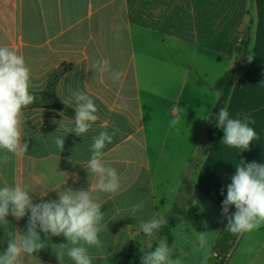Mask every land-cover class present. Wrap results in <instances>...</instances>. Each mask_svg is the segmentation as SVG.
Returning a JSON list of instances; mask_svg holds the SVG:
<instances>
[{"label": "crops", "instance_id": "0c3cea01", "mask_svg": "<svg viewBox=\"0 0 264 264\" xmlns=\"http://www.w3.org/2000/svg\"><path fill=\"white\" fill-rule=\"evenodd\" d=\"M248 25L253 27L251 59L240 64L235 48ZM5 45L25 58L31 70L30 91L36 100L23 110L28 152L19 157L8 153L5 163L6 153L0 151V187L26 186L34 204L56 200L59 191L66 189H89L102 205L106 225L99 234L103 246L89 248L92 264H124L134 241L145 246L158 245L161 240L173 244L169 237L175 227L167 237H160V231L147 237L139 227L141 220L167 217L184 195L183 181L178 194L167 199L157 194V185L167 183V173L161 171L164 174L159 173L156 183L151 153L156 150V163H177L183 150L179 147L183 139L180 133L198 121H193L194 107L200 102L188 99L184 103L181 92L172 94L166 88L154 93L151 84H178L181 89L188 77L182 68L185 50L194 52L193 58L199 52L204 56L217 54L226 62L220 78L238 66L239 75L226 108L231 118H251L257 137L243 151L224 144L219 127L214 140L207 139L209 149L198 154L203 157L202 167L192 193L204 196L209 209L219 216L214 240L219 251L229 255L241 236L233 264H264L259 263L264 261V226L233 235L226 230L228 218L222 214V201L236 171L234 164L240 160L264 163V0H0V46ZM103 59L109 61L111 70L124 72L122 82H113L108 73L94 68ZM156 74L160 77L157 81L152 79ZM55 76L58 78L50 91ZM76 89L88 93L99 109V119L83 137L59 128L63 119L59 113L67 120L74 119L71 91ZM208 90L217 91L215 84ZM213 96L205 103L208 114L201 119L203 124L214 125L209 111L217 107L220 93ZM175 106L184 109V119L174 141L169 122ZM114 128L119 131L104 148L103 160L117 170L120 189L104 193L95 187L97 177L88 170V161L92 137L103 130L111 133ZM57 136H64L63 151L54 144ZM192 155L186 156L189 164ZM141 201L144 207L133 217L131 206ZM234 212L235 206H230L228 215ZM29 215L17 220L10 214L8 225H0V254L13 233L26 232ZM40 236L45 246L31 257L23 255L21 264H74L66 254L61 261L57 256L62 251L60 245L67 243L63 235L41 232ZM247 248L254 252L248 254ZM172 255L175 259L179 251H172Z\"/></svg>", "mask_w": 264, "mask_h": 264}, {"label": "clouds", "instance_id": "9594fccd", "mask_svg": "<svg viewBox=\"0 0 264 264\" xmlns=\"http://www.w3.org/2000/svg\"><path fill=\"white\" fill-rule=\"evenodd\" d=\"M94 68L100 73H108L113 82H122L125 75L122 71L111 70L107 59L97 61ZM100 82L103 83V80ZM31 87V70L23 55L6 45L0 46V151L6 153L3 156L5 163L9 159L8 153L19 157L29 150L23 137L22 124L23 110L36 100L30 91ZM71 100L75 101L74 119L67 120L63 112L59 113L63 117L59 128L63 127L67 133L83 137L99 119V109L91 96L79 89L71 91ZM173 112L175 115L169 126L179 131L184 109L175 106ZM217 121L224 132L223 143L229 147L248 150L257 137L256 131L250 126V123H254L251 118H231L227 108L219 110ZM118 131L115 128L111 133L103 130L92 137L88 170L97 177L95 187L104 193H117L120 189L117 170L103 160L104 148L113 142ZM64 143V136L54 138V144L61 151ZM234 166L236 171L227 186V196L222 201V214L228 218L226 230L233 235H243L264 226V163H245L240 160ZM233 205L235 212L229 216V208ZM101 207L89 189H66L59 191L56 200L34 204L26 186L16 183L0 187V225H8L7 217L10 214L19 220L30 213L26 232L13 233L6 250L0 254V264H21L23 255L31 257L41 250L45 246L41 241V232L66 238L67 243L61 244L62 251L57 253L60 261L66 254L74 264H92L89 248L103 246L99 234L106 225L103 223ZM143 207V201L133 204L130 210L132 216L135 217ZM167 222L163 216H153L149 220L139 221V227L147 237H152ZM198 234L199 247L203 253L202 264H207L210 255L216 253L211 251L207 232ZM245 251L251 255L254 249L247 248ZM141 260L142 264H180L179 258L173 259L172 248L166 240H161L154 250L145 252Z\"/></svg>", "mask_w": 264, "mask_h": 264}, {"label": "rangeland", "instance_id": "374dc122", "mask_svg": "<svg viewBox=\"0 0 264 264\" xmlns=\"http://www.w3.org/2000/svg\"><path fill=\"white\" fill-rule=\"evenodd\" d=\"M196 54L198 57L193 58L195 55L194 52L183 51L182 68L184 72H188V77L184 78L186 82L183 83L181 89L178 84H163L157 82L151 84L152 92L154 93L163 92L164 90L162 88H166V91L172 94H179V92H181L184 95V103L188 99L194 102H200L199 105L194 107L196 114L195 117H193V121L195 119L198 121L191 123V126H185L180 133H183L182 143L179 146L183 149L181 158H179L175 164L164 162L156 163L155 150L153 151L155 154L151 153V167L158 180L156 183L159 182V173L164 174L161 171H166L167 173V183L163 186L157 185L156 187L159 196L164 194V199H167V197L170 198V196L178 194L183 181L182 192L184 195L181 196L179 204L181 207L178 206L182 209L185 207V211L188 210V207L190 208L192 206H196L200 209L201 222L199 221L200 223H198L197 226H192L186 220L182 219L175 226V229L172 230V234L169 238L173 240V244L171 246L169 244L168 246L172 248V251H179V255H176L175 259L179 258L180 264H202L203 253L199 247L198 233L207 232V238L211 244V251L218 255V257L210 255L207 264H233L237 261L236 255L239 251L241 236H238L236 241L232 244L229 255L219 251L214 245L215 236L219 228V216L214 210L209 209L210 204L204 196L196 192L192 193L196 175L202 167V154L211 146V143L207 140V131L213 128V123L207 122L203 124L201 122V119L208 114L205 103L211 102V99L214 97L213 95L219 94V92L215 90L212 93L209 92L208 86L210 84H215L219 80L226 62L218 57L217 54L212 55L208 53L205 56L200 52ZM157 75L158 74L154 75L152 79L157 81V79L160 78ZM216 111V107L209 111L210 117H212L214 121L217 119L218 111ZM171 135L174 141L177 140V138H175L178 136L176 129H173ZM203 135L206 136V138H203ZM153 145L154 143L152 141V146ZM199 153L202 154L198 155ZM188 154H193L192 163L190 164L186 159ZM205 224L207 225L206 227ZM261 262L264 263V261H260L259 263Z\"/></svg>", "mask_w": 264, "mask_h": 264}, {"label": "trees", "instance_id": "16d2710c", "mask_svg": "<svg viewBox=\"0 0 264 264\" xmlns=\"http://www.w3.org/2000/svg\"><path fill=\"white\" fill-rule=\"evenodd\" d=\"M253 40V27L248 25L242 33V38L239 44L235 48L236 59L238 63H243L248 60L251 51V45ZM239 75V67H233L227 70L221 78L215 83V89L220 93V105L218 107V112L221 108H226V105L229 101L230 95L232 93L235 81ZM57 76L52 79L48 90L51 91V88L54 86ZM57 107L64 111L68 109L62 104H57ZM218 116V113H217ZM219 129L218 121L214 122L213 128L207 131V139L209 141L214 140L216 132ZM168 221L161 230L160 237H167L171 229L175 227L182 219L186 220L189 224L195 226L201 220L200 209L196 206H192L189 210L185 211L179 206L173 207L169 215L165 217ZM157 244L151 246H145L139 242H132L130 244L128 254L124 264H140L141 256L148 251L155 249Z\"/></svg>", "mask_w": 264, "mask_h": 264}, {"label": "water", "instance_id": "95a60500", "mask_svg": "<svg viewBox=\"0 0 264 264\" xmlns=\"http://www.w3.org/2000/svg\"><path fill=\"white\" fill-rule=\"evenodd\" d=\"M219 105H220V101H219V103H218V105H217V107H216V108H217V111H218V107H219ZM217 111H216V112H217Z\"/></svg>", "mask_w": 264, "mask_h": 264}, {"label": "built area", "instance_id": "2783aa9c", "mask_svg": "<svg viewBox=\"0 0 264 264\" xmlns=\"http://www.w3.org/2000/svg\"><path fill=\"white\" fill-rule=\"evenodd\" d=\"M215 257H218V255H215Z\"/></svg>", "mask_w": 264, "mask_h": 264}]
</instances>
